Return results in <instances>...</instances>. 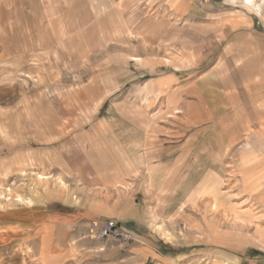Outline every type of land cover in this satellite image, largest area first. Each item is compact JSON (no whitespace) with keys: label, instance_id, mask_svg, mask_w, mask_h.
Returning <instances> with one entry per match:
<instances>
[{"label":"rangeland","instance_id":"1","mask_svg":"<svg viewBox=\"0 0 264 264\" xmlns=\"http://www.w3.org/2000/svg\"><path fill=\"white\" fill-rule=\"evenodd\" d=\"M52 1L0 35V264H264V0ZM159 141L181 178L101 239L89 174Z\"/></svg>","mask_w":264,"mask_h":264},{"label":"crops","instance_id":"2","mask_svg":"<svg viewBox=\"0 0 264 264\" xmlns=\"http://www.w3.org/2000/svg\"><path fill=\"white\" fill-rule=\"evenodd\" d=\"M37 1L41 2L44 0H0V35L8 31L19 32L24 30L28 33L31 31L32 26L40 27L36 17L41 16L42 13L39 14L36 12V7H39V2ZM56 1L57 0H54L52 2L55 4ZM176 1L177 0H169V3L174 5ZM28 2L30 4H28ZM34 2L37 3V5L34 4ZM45 7L46 6H44V8ZM68 11L71 12V10H66V13L63 15L67 16ZM54 15H57V13L53 14V16ZM57 16L60 15L58 14ZM20 18H24V20L21 21ZM236 22L232 20V23ZM25 24L27 27L26 29L24 28ZM67 31L71 32L72 29L66 28L65 32ZM1 40H3L2 36H0V44H2ZM257 49L258 48L255 46L253 50L254 55L257 54ZM256 84L255 82V86ZM259 98L264 100V97ZM261 104L262 107H264V103ZM162 141H167V139H162ZM160 142L161 141L156 145L149 143L150 156L149 153H147L145 154V158L141 157V159L144 160V167L142 166V170H136L137 174L134 175V177L139 178L136 182L132 179L133 175H131V173H128L127 170H121L118 167L106 169L102 174H89L91 178V187L95 188V191H98L99 194L107 196L110 194L111 197L104 199L93 196L86 197L84 200L82 217L86 220L97 222V224L101 226L107 220H114L125 224L136 223L138 225H144L143 215L144 209L146 208L145 198L149 197L150 190L157 195H159L158 192H161L160 190L167 192L171 186L173 187L177 184L178 178L180 179L183 174V149L181 146H179V151H176L178 146L173 148L166 143L167 145L164 148L163 145L159 146ZM151 156H155L159 158V160L166 159L167 161H173L174 163L168 165L167 162H161L159 166L152 165L147 162V159L151 158ZM259 166H263V164ZM263 173L264 172L260 170L258 166L249 170L246 179L255 177L254 180H246V185L250 191L261 192L260 178ZM157 185L160 187L158 190L156 187ZM139 193L140 198H142L140 200L141 203H136L134 197L138 196Z\"/></svg>","mask_w":264,"mask_h":264},{"label":"built area","instance_id":"3","mask_svg":"<svg viewBox=\"0 0 264 264\" xmlns=\"http://www.w3.org/2000/svg\"><path fill=\"white\" fill-rule=\"evenodd\" d=\"M98 236L101 239H115L121 237L125 240H131L134 237V233L130 229L125 227L123 224H121V222L107 220L100 227V232Z\"/></svg>","mask_w":264,"mask_h":264},{"label":"bare ground","instance_id":"4","mask_svg":"<svg viewBox=\"0 0 264 264\" xmlns=\"http://www.w3.org/2000/svg\"><path fill=\"white\" fill-rule=\"evenodd\" d=\"M252 1H254V0H245L243 4L251 5V4H253Z\"/></svg>","mask_w":264,"mask_h":264},{"label":"trees","instance_id":"5","mask_svg":"<svg viewBox=\"0 0 264 264\" xmlns=\"http://www.w3.org/2000/svg\"><path fill=\"white\" fill-rule=\"evenodd\" d=\"M121 224H123V223H121ZM124 225V224H123ZM125 226V225H124ZM125 227H127V226H125ZM128 229H130L129 227H127Z\"/></svg>","mask_w":264,"mask_h":264}]
</instances>
